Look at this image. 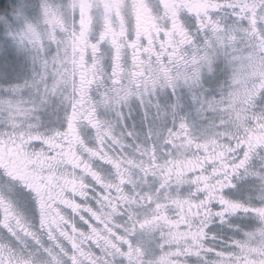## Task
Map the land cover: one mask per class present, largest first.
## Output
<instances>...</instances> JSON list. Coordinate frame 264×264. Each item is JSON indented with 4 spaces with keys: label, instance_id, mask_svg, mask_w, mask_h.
<instances>
[{
    "label": "snow or ice",
    "instance_id": "1",
    "mask_svg": "<svg viewBox=\"0 0 264 264\" xmlns=\"http://www.w3.org/2000/svg\"><path fill=\"white\" fill-rule=\"evenodd\" d=\"M0 20L32 65L0 83V264H264V0Z\"/></svg>",
    "mask_w": 264,
    "mask_h": 264
},
{
    "label": "rangeland",
    "instance_id": "2",
    "mask_svg": "<svg viewBox=\"0 0 264 264\" xmlns=\"http://www.w3.org/2000/svg\"><path fill=\"white\" fill-rule=\"evenodd\" d=\"M24 3L27 6L30 0H11L5 11L0 12V17L15 19L18 5ZM32 73L31 61L26 57L20 55L11 37L7 35V29L4 27V21L0 20V83H21L25 78H30ZM209 87L213 84L209 83ZM192 106L191 99L189 98L188 107ZM51 107L49 111H51ZM132 122L135 123L138 130L139 124L136 122V117H132Z\"/></svg>",
    "mask_w": 264,
    "mask_h": 264
},
{
    "label": "flooded vegetation",
    "instance_id": "3",
    "mask_svg": "<svg viewBox=\"0 0 264 264\" xmlns=\"http://www.w3.org/2000/svg\"><path fill=\"white\" fill-rule=\"evenodd\" d=\"M189 98H190L189 96L185 95L184 99H185V104L187 107H188ZM165 102H166L165 98L161 97V103H165ZM133 116L136 117V122H138V124H139V128L137 131L140 133L146 132L148 125L144 122V119H143V117H144L143 109L140 108V106L136 103H134L132 105L131 116L128 117V119L126 121L129 124V126H131L133 124V122H132Z\"/></svg>",
    "mask_w": 264,
    "mask_h": 264
},
{
    "label": "trees",
    "instance_id": "4",
    "mask_svg": "<svg viewBox=\"0 0 264 264\" xmlns=\"http://www.w3.org/2000/svg\"><path fill=\"white\" fill-rule=\"evenodd\" d=\"M11 0H0V12L5 11Z\"/></svg>",
    "mask_w": 264,
    "mask_h": 264
},
{
    "label": "clouds",
    "instance_id": "5",
    "mask_svg": "<svg viewBox=\"0 0 264 264\" xmlns=\"http://www.w3.org/2000/svg\"><path fill=\"white\" fill-rule=\"evenodd\" d=\"M22 83V82H21ZM206 87H209L208 85H206ZM25 92H27L28 90L27 89H24ZM163 97V96H162ZM261 171H264V169H259ZM252 191H255V189H253Z\"/></svg>",
    "mask_w": 264,
    "mask_h": 264
}]
</instances>
